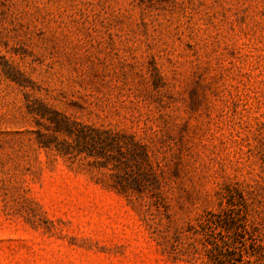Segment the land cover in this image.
<instances>
[{"label":"rangeland","instance_id":"374dc122","mask_svg":"<svg viewBox=\"0 0 264 264\" xmlns=\"http://www.w3.org/2000/svg\"><path fill=\"white\" fill-rule=\"evenodd\" d=\"M43 107L126 135L119 168L40 147ZM226 205L264 238V0H0V264H193Z\"/></svg>","mask_w":264,"mask_h":264},{"label":"trees","instance_id":"16d2710c","mask_svg":"<svg viewBox=\"0 0 264 264\" xmlns=\"http://www.w3.org/2000/svg\"><path fill=\"white\" fill-rule=\"evenodd\" d=\"M46 110L43 107L39 111H29L49 121L48 129L51 132L40 137V147L54 150L63 157L71 154L105 157L116 162L115 168H119L122 156L127 154L123 150L127 146L126 135L84 125L59 111L49 113ZM130 143L139 146L136 141ZM140 146L143 148L142 156L148 161L145 146ZM129 154L132 160H138L135 150H129ZM114 177L118 180L127 179L120 174ZM131 178L134 180L132 186L141 185V174L132 173ZM119 192L128 195L127 189H119ZM234 206L226 205L218 211L208 210L195 223L188 225L185 252L191 253L190 261L193 264H264V238L255 236L258 229L250 216L248 205H239V208ZM237 233L241 238L236 236Z\"/></svg>","mask_w":264,"mask_h":264}]
</instances>
